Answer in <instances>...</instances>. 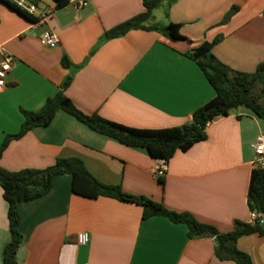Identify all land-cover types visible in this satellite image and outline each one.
Wrapping results in <instances>:
<instances>
[{"label": "crops", "instance_id": "obj_1", "mask_svg": "<svg viewBox=\"0 0 264 264\" xmlns=\"http://www.w3.org/2000/svg\"><path fill=\"white\" fill-rule=\"evenodd\" d=\"M32 1L49 14L41 28L0 0V45L15 59L0 92V148L8 135L20 132L22 112L40 111L69 78L64 93L86 115L162 130L190 123L216 96L188 53L220 39L210 54L233 73L253 74L264 63V0L164 2L145 26L179 25L176 41L144 30L105 39L108 31L145 11L143 0H87L83 10L76 0L64 7L54 0ZM43 29L58 36V47L41 44ZM255 88L263 100L262 85ZM263 132L251 110L234 109L207 125L205 141L178 151L161 167L146 150L98 134L59 111L48 126L12 140L0 166L10 172L42 171L57 160L78 159L101 184L189 213L227 234L236 222H252V146ZM160 169L165 173L159 178ZM19 216L17 264H236L217 257L214 238H189L185 225L162 216L143 220V208L135 204L74 194L69 175L56 177L41 198L20 204ZM10 240L0 187V264ZM236 246L253 264H264V235L241 237Z\"/></svg>", "mask_w": 264, "mask_h": 264}, {"label": "trees", "instance_id": "obj_2", "mask_svg": "<svg viewBox=\"0 0 264 264\" xmlns=\"http://www.w3.org/2000/svg\"><path fill=\"white\" fill-rule=\"evenodd\" d=\"M54 1L57 2L58 7L67 5V0ZM174 1L176 0H143L145 11L108 31L105 39L119 38L133 30L154 31L173 41L180 39L179 25L145 26L158 7L164 2ZM21 14L32 20L29 16ZM219 41L220 39H216L212 43H205L187 54L190 59L197 62L216 93L214 99L194 113L190 123L178 128L141 130L108 121L97 114L86 115L64 93L71 83V78H69L63 84V90L54 98L49 99L40 111L22 112L24 116L22 128L18 134L8 135L4 139L0 148V158L12 140L22 138L34 128L48 126L59 111L68 113L98 134L115 139L127 147L146 150L151 158L161 163V167H166L178 151L186 152L195 144L205 141L207 125L218 118L229 116L234 109L247 108L264 121V110L260 105V97L254 93L255 87L261 84L264 95V63L258 66L253 74L233 73L210 54ZM64 65L66 67L69 65L66 59H64ZM61 175L71 177L72 192L76 195L88 199L106 197L135 204L143 208V220L154 216L166 217L174 224L187 226L189 238H214L215 253L220 260H231L236 264H253L246 253L238 250L236 243L244 236L264 235L259 221L254 225L236 222L233 232L221 234L214 227L199 223L189 213L173 212L162 203L128 195L120 186L101 184L78 159H60L54 166L42 171L10 172L0 166V187L3 190V198L8 204L11 233L10 243L3 253L4 264H17L16 257L22 239L19 232V205L37 200L47 194L52 189L54 179ZM248 204L252 213L264 214V170L255 169L252 172Z\"/></svg>", "mask_w": 264, "mask_h": 264}, {"label": "built area", "instance_id": "obj_3", "mask_svg": "<svg viewBox=\"0 0 264 264\" xmlns=\"http://www.w3.org/2000/svg\"><path fill=\"white\" fill-rule=\"evenodd\" d=\"M8 2L11 6L16 8L19 12L29 16L33 20V24L38 27H43L47 23L49 14L46 12H40L38 6L32 0H4ZM75 5L77 9H86L89 6L87 0H76ZM40 42L44 47L56 48L60 45V39L56 34H54L49 29H43L42 36L40 37ZM15 59L6 51V49L0 45V92H3L7 86V77L12 70V66ZM254 150V161L253 165L255 169L264 170V134H261L256 139L255 144L252 146ZM164 170L160 169L155 172V176L163 177ZM264 220V214L252 213L251 224H256L259 221ZM81 244L87 242L85 236L81 237Z\"/></svg>", "mask_w": 264, "mask_h": 264}, {"label": "rangeland", "instance_id": "obj_4", "mask_svg": "<svg viewBox=\"0 0 264 264\" xmlns=\"http://www.w3.org/2000/svg\"><path fill=\"white\" fill-rule=\"evenodd\" d=\"M260 87V86H259ZM254 93L258 96L260 95V89L255 88ZM260 105L262 106L263 110H264V99L260 101ZM259 118V117H258ZM260 119V118H259ZM260 122L262 124L263 130H264V121L262 119H260ZM264 133V132H263Z\"/></svg>", "mask_w": 264, "mask_h": 264}, {"label": "water", "instance_id": "obj_5", "mask_svg": "<svg viewBox=\"0 0 264 264\" xmlns=\"http://www.w3.org/2000/svg\"><path fill=\"white\" fill-rule=\"evenodd\" d=\"M261 227L264 230V220L261 222Z\"/></svg>", "mask_w": 264, "mask_h": 264}]
</instances>
